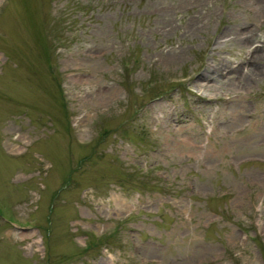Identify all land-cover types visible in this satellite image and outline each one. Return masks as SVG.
<instances>
[{"label": "rangeland", "instance_id": "rangeland-1", "mask_svg": "<svg viewBox=\"0 0 264 264\" xmlns=\"http://www.w3.org/2000/svg\"><path fill=\"white\" fill-rule=\"evenodd\" d=\"M0 264H264V0H0Z\"/></svg>", "mask_w": 264, "mask_h": 264}]
</instances>
